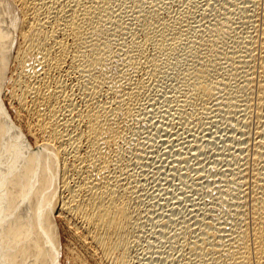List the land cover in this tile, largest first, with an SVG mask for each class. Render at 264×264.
<instances>
[{
  "label": "bare ground",
  "instance_id": "bare-ground-1",
  "mask_svg": "<svg viewBox=\"0 0 264 264\" xmlns=\"http://www.w3.org/2000/svg\"><path fill=\"white\" fill-rule=\"evenodd\" d=\"M59 220L65 264H264V0H0V264Z\"/></svg>",
  "mask_w": 264,
  "mask_h": 264
},
{
  "label": "rangeland",
  "instance_id": "rangeland-1",
  "mask_svg": "<svg viewBox=\"0 0 264 264\" xmlns=\"http://www.w3.org/2000/svg\"><path fill=\"white\" fill-rule=\"evenodd\" d=\"M10 112H11V114H12V116L14 115V113H12L13 111L12 110H10ZM65 227V228H64ZM65 230V231H64ZM68 227H67V225L65 224V223H63V221L62 220H59V231H60V242H61V263L62 264H65L66 263V259H65V254H66V247L67 246H72L73 245V243H72V241H71V239H70V232L69 233H67L68 232ZM67 234H69V236H67ZM69 237V238H68ZM70 240V241H69ZM66 242V243H65ZM80 253L81 254H83L84 255V253H82L81 251H80ZM85 256V255H84ZM87 261H89L90 262V264H98V262H94V261H92L91 259H89V260H87ZM88 262V263H89ZM99 264H102V263H99Z\"/></svg>",
  "mask_w": 264,
  "mask_h": 264
}]
</instances>
